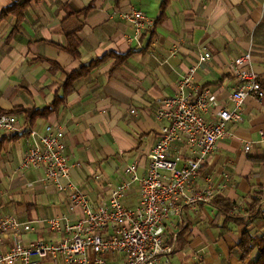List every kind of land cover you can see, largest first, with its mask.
Returning a JSON list of instances; mask_svg holds the SVG:
<instances>
[{
    "label": "crops",
    "instance_id": "1",
    "mask_svg": "<svg viewBox=\"0 0 264 264\" xmlns=\"http://www.w3.org/2000/svg\"><path fill=\"white\" fill-rule=\"evenodd\" d=\"M18 1L0 0V13L13 8L0 20V113L13 115L21 131L0 132V216L27 224L18 233L23 246L58 243L61 235L46 221L67 216L74 223L80 215L68 211L53 184L40 182L41 169L18 170L30 129L63 128L68 180L96 207L107 204L126 166L136 164L138 178L145 176L159 129L157 102L175 95L199 53L211 58L193 81L227 110H233L229 96L236 88L228 64L235 58L249 52L264 86V0H29L22 10L12 7ZM131 10L152 23L138 38L120 17ZM46 108L52 111L44 117H27ZM240 115L186 193L204 191L208 179L213 198L184 205L164 224L165 240L175 247L169 264H251L258 256L253 251L242 261L238 245L246 233L264 236V98H247ZM174 156L182 161L189 153L178 143ZM139 199L134 183L123 205L133 210ZM222 201L228 213L218 207ZM9 245L5 237L0 253ZM105 258L123 264L121 256Z\"/></svg>",
    "mask_w": 264,
    "mask_h": 264
},
{
    "label": "built area",
    "instance_id": "2",
    "mask_svg": "<svg viewBox=\"0 0 264 264\" xmlns=\"http://www.w3.org/2000/svg\"><path fill=\"white\" fill-rule=\"evenodd\" d=\"M120 17L132 25L135 37L151 28V21L138 10L121 13ZM211 58L207 51L198 54L197 61L186 75L177 82L172 97L160 99L154 113L159 129L155 144L147 156L149 164L145 176L138 178L136 164L123 169L120 184L110 192L107 204L92 206L86 194L69 180V165L64 143V131L57 125H48L42 133L28 131L31 143L19 162L18 170L41 169L42 183H51L64 196L68 211L80 215L74 223L67 216L48 219L51 232L61 239L52 244L36 241L23 246L19 239V224L13 216H0V246L9 238L7 250L0 253V264H35L36 260L50 259L53 264H108L105 256H121L123 264H159L160 258L169 264L174 244L165 240L164 224L181 215L184 205L193 201L213 198L210 180L206 179L204 191L188 196L186 193L217 143L227 135V125L241 120L240 108L247 98L260 102L264 86L251 68L249 52L235 58L228 69L236 82L229 96L233 110L217 103L216 95L209 88L193 81L195 71ZM134 114V110H130ZM0 132H21L13 115L0 113ZM264 139V131L260 132ZM181 143L189 157L170 158L174 146ZM246 143L244 152L248 153ZM181 166L177 168V164ZM61 180H67L65 184ZM139 186V204L131 210L123 199L132 184ZM223 187L218 186L217 191ZM109 232V233H108Z\"/></svg>",
    "mask_w": 264,
    "mask_h": 264
},
{
    "label": "trees",
    "instance_id": "3",
    "mask_svg": "<svg viewBox=\"0 0 264 264\" xmlns=\"http://www.w3.org/2000/svg\"><path fill=\"white\" fill-rule=\"evenodd\" d=\"M28 4H29V0H19L12 7H16V8H18V10H22ZM12 9L13 8H6V9L2 10L1 13H0V20L2 19V17L6 16L7 13L12 12ZM80 74L81 73H78V74L72 75V76L75 77V76L80 75ZM69 78H71V76ZM51 111H52L51 108H46V109H43L40 112H29L27 114V117L29 119H34L35 117H38V116L44 117V116H46L47 113H49ZM1 113H3V112H1ZM221 203H222V206L219 205L218 207L222 208L224 213H228V211H229L228 203H223V201ZM259 213H260L259 208H257V214H259ZM238 249L240 251V259L242 261L247 259L248 256L253 251H257L258 256L251 264H264V236L251 237L249 234L246 233V234H244L242 236V239H241V241H240V243L238 245Z\"/></svg>",
    "mask_w": 264,
    "mask_h": 264
}]
</instances>
